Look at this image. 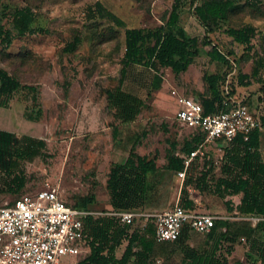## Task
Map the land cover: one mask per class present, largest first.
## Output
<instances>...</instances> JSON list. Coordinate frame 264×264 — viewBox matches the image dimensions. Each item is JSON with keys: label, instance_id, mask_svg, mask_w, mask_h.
Listing matches in <instances>:
<instances>
[{"label": "rangeland", "instance_id": "374dc122", "mask_svg": "<svg viewBox=\"0 0 264 264\" xmlns=\"http://www.w3.org/2000/svg\"><path fill=\"white\" fill-rule=\"evenodd\" d=\"M96 1L122 19L124 25L91 12ZM174 1L0 0V27L12 36L8 46L0 41V68L20 82L11 95H0L1 106L18 108L16 115L0 107V124L5 122L1 124L5 127L6 123L24 117L26 125L21 127V133L45 142L43 147L35 145L33 156L20 158L11 172L0 167V205L26 192L54 187L66 202L96 214L115 210L106 186L108 169L115 160L125 157L136 143L135 147L147 157H155L157 164L156 170L146 175L144 198L140 204L129 208L138 213L131 229L142 232L146 225H153L156 214L174 205L181 188L176 172L166 167V154L172 149V143L175 144L173 155L182 149L191 131L175 119L178 103L171 95L172 89L198 99L207 98L205 75L219 73L220 91L227 86L232 95L245 99L251 111L260 118L264 116V0L256 3L236 0L227 18L219 21L213 31H208L194 13V6L202 0H179V25L186 35L198 40L194 61L178 73L170 67L150 68L137 63L126 65L122 73L125 29L141 28L144 33L156 29L165 31ZM25 6L34 14L30 26L36 32L18 36L13 16L16 9ZM247 24L255 28L250 49L234 41L225 31L228 27ZM204 37L209 44L203 43ZM72 41V48L67 47ZM153 42L154 38L148 37L144 45ZM213 44L226 54L228 63L209 58L207 51ZM238 73L250 76V87L239 84ZM155 76L161 80L158 89H155ZM119 83L124 90L141 96L145 106L134 123L120 126L113 137L112 127L116 121L107 107L105 90ZM26 135L19 134L14 146L25 147L23 136ZM220 145V142L214 143L206 151L208 162L213 164L209 185L221 175L223 151ZM14 154L12 149L8 157ZM201 163L195 160L185 176L193 188L187 194L191 193L196 199L193 209L211 213L216 216L215 220L264 225V216L242 215L235 210L241 194L221 198L209 188L197 186ZM18 171L24 177L20 190L11 176ZM226 200L231 202L232 210L226 209ZM216 230L221 232L224 228L218 226ZM184 241L197 250L214 246L207 234L189 229ZM164 244H167L166 249L161 246ZM125 245L126 240H122L116 248L118 257ZM263 249L264 226H258L250 239L240 237L232 245L222 242L217 251L230 263L262 264ZM88 251L85 245L81 253L64 257L58 264H76ZM151 258L156 263L180 264L182 253L177 243L156 241ZM127 264L138 263L132 257Z\"/></svg>", "mask_w": 264, "mask_h": 264}, {"label": "trees", "instance_id": "16d2710c", "mask_svg": "<svg viewBox=\"0 0 264 264\" xmlns=\"http://www.w3.org/2000/svg\"><path fill=\"white\" fill-rule=\"evenodd\" d=\"M236 0H202L194 6V13L208 30L213 31L218 22L225 20L229 9ZM246 2H260L263 0H245ZM179 0L172 4L171 11L166 21V30L161 29L147 31L144 33L141 28L125 29V49L123 53L122 73L125 66L130 63L146 64L150 68L158 66L170 67L175 73L185 71L197 53L198 40L196 37L186 35L182 26L179 25ZM102 16H106L117 25H124V21L113 12L107 10L99 1L95 2L93 11ZM33 12L30 7L25 6L15 10L13 16L14 26L17 35L36 32L30 24L33 20ZM226 33L234 41L251 48V38L255 28L250 25L240 27H228ZM153 37L151 45H144L146 38ZM77 39L75 38L74 41ZM204 44H209V40L204 37ZM0 41L6 46L11 44L12 36L9 31L0 27ZM69 42L67 47L72 48L73 42ZM207 55L211 60L228 63L226 54L220 51L214 44L211 45ZM256 71L253 72L255 74ZM155 89L160 87L161 80L155 76ZM208 84L209 96L199 99L205 112H211L220 101V90L217 87L221 79L219 73L205 75ZM237 80L240 85H249L251 78L246 73H238ZM20 86V82L10 75L6 70L0 68V95L9 96ZM107 107L113 113L117 123H128L137 118L145 106L144 100L124 90L119 83L113 88L105 90ZM264 128V116L261 117V129H254L249 133L247 140H243L241 135H237L235 140L224 149V162L221 165L223 175L216 178L212 184H208L210 174L213 171V164L204 161L200 175L196 178V185L200 188L207 187L221 198L227 195L241 194L239 203L235 205V210L242 215L264 216V162L259 153V133ZM113 137L117 134V126L112 127ZM25 147H15L18 137L13 133L0 130V167L5 172H11L17 165L20 158L31 157L36 153L35 145L43 147V139L35 140L31 136H23ZM136 143L131 146L128 156L123 163H113L110 167L106 186L110 194V204L115 210L129 209L133 204H140L145 196L147 185L146 175L148 172L156 170V158H148L135 152ZM166 154L167 167L181 169L182 164L178 157L173 155L175 144ZM191 144L188 140L184 142L182 150L188 152ZM14 149V156L8 157ZM11 170V171H10ZM16 188L24 186V177L18 172L11 174ZM179 203L189 209L193 208L192 201L187 199V190L181 189ZM76 206V205H75ZM227 210H232L229 200L225 201ZM79 207V206H77ZM84 208V207H81ZM84 239L88 247V254L76 264H127L132 257L136 258L138 264H168L156 263L152 260V255L156 249L154 240V225H146L144 231L131 229L132 224H121L118 217L109 215L90 214L84 217ZM258 223L252 226L248 221H235L229 219H217L207 233L208 240L214 241L211 249L197 250L186 244V229L183 228L179 237L170 243H177L182 253L180 264H239L230 263L227 258L218 253L217 248L222 242L232 245L240 237L250 239L256 232ZM220 226L223 231L217 232ZM126 240V245L119 257L115 256L116 248ZM169 242V241H168ZM254 245V244H252ZM137 246V249L134 247ZM166 249L167 244L161 245ZM160 246V247H161ZM230 251V247L228 248ZM262 264H264V249L262 250Z\"/></svg>", "mask_w": 264, "mask_h": 264}, {"label": "built area", "instance_id": "2783aa9c", "mask_svg": "<svg viewBox=\"0 0 264 264\" xmlns=\"http://www.w3.org/2000/svg\"><path fill=\"white\" fill-rule=\"evenodd\" d=\"M171 95L178 103L175 119L191 131L187 139L190 150L176 153L182 162L177 171L181 183L195 160L202 161L201 168L208 161L206 151L212 144L221 143L222 165L224 149L237 135L247 140L252 130L261 129V118L227 86L211 112H205L198 98L176 89ZM90 214L96 213L66 202L54 187L26 192L0 205V264H58L64 257L78 255L85 247L83 219ZM98 215L116 216L121 224H132L138 213L121 209ZM215 218L211 213L186 208L177 199L172 207L155 215L154 240L173 242L183 228L207 234Z\"/></svg>", "mask_w": 264, "mask_h": 264}, {"label": "crops", "instance_id": "0c3cea01", "mask_svg": "<svg viewBox=\"0 0 264 264\" xmlns=\"http://www.w3.org/2000/svg\"><path fill=\"white\" fill-rule=\"evenodd\" d=\"M184 29V28H183ZM210 50V49H209ZM196 57V55L194 56V58ZM194 58H193V61H194ZM190 65V64H189ZM252 80V79H251ZM251 86V83L249 84V85H246V87H250ZM217 87H218V84H217ZM219 89V88H218ZM177 90V89H176ZM178 91V90H177ZM130 92V91H129ZM178 92H180V91H178ZM131 93H133V92H131ZM180 93H182V92H180ZM133 94H135V93H133ZM182 94H184V93H182ZM135 95H137V94H135ZM185 95V94H184ZM137 96H139V95H137ZM139 97H141V96H139ZM142 98V97H141ZM0 107H2V108H6V107H4V106H1L0 105ZM7 110H10L12 113H16V115H17V109L18 108H13V109H8V108H6ZM141 113V112H140ZM140 115V114H139ZM138 115V116H139ZM138 116H137V118H138ZM136 118V119H137ZM136 119L135 120H133V121H131V122H128V123H117V122H115L114 124L117 126V133H118V129L120 128V126H126V125H130V124H132V123H134L135 121H136ZM25 118L23 117L22 118V120L21 119H17V121L16 122H14V123H6V126L5 127H3L1 124L2 123H5V122H2L1 124H0V130H5V131H8V132H11V133H13L16 137H18L19 136V134H27L28 135V133H21V131H20V129H21V127L22 126H25L26 124H25ZM117 135V134H116ZM28 136H31V135H28ZM263 138H264V128L260 131V133H259V153H260V156H261V159H262V161L264 162V151H263V149H264V144H263ZM135 152L137 153V154H139V155H144V154H142L141 153V151H140V148H136L135 147ZM177 152H179V153H182V152H184L182 149H179L178 151H176L175 153H174V156L175 157H178L179 159H180V157L178 156V155H176V153ZM128 153H129V151H128ZM128 156V154L125 156V157H122L121 159H119V160H115L114 161V163H123L124 161H125V159H126V157ZM146 156V155H145ZM149 158V157H148ZM167 159V158H166ZM180 161H181V159H180ZM156 162V161H155ZM167 163L168 162H166V167H167ZM181 164H182V162H181ZM156 167H157V164H156ZM191 167V166H190ZM190 167L187 169V171H186V173L188 172V170L190 169ZM167 169H169V170H171V171H175L176 172V177H177V171H179V170H181V169H172V168H168L167 167ZM109 171H110V168L108 169V174H109ZM223 175V172H222V170H221V175L220 176H222ZM108 178V177H107ZM107 180V179H106ZM177 182L179 181L180 182V179L177 177V180H176ZM185 182V185L183 184ZM183 183H181V188H180V190H179V195H178V198L177 199H179V196H180V191H181V189H182V185H184V187L183 188H185L186 190H187V192L188 191H192V186H191V183L190 182H188V179H184L183 180ZM187 199H189V200H191L192 201V204H193V206H194V202H195V200L196 199H193V197H192V194L190 193V194H187ZM115 256L116 257H118L116 254H115Z\"/></svg>", "mask_w": 264, "mask_h": 264}]
</instances>
